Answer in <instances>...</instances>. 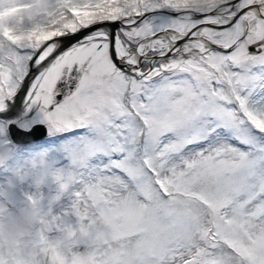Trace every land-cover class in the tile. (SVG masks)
<instances>
[{
	"label": "snow or ice",
	"instance_id": "1",
	"mask_svg": "<svg viewBox=\"0 0 264 264\" xmlns=\"http://www.w3.org/2000/svg\"><path fill=\"white\" fill-rule=\"evenodd\" d=\"M37 160L50 264H264V0H0V214Z\"/></svg>",
	"mask_w": 264,
	"mask_h": 264
},
{
	"label": "clouds",
	"instance_id": "2",
	"mask_svg": "<svg viewBox=\"0 0 264 264\" xmlns=\"http://www.w3.org/2000/svg\"><path fill=\"white\" fill-rule=\"evenodd\" d=\"M35 163L25 186L27 195L0 214V264H45V254L50 264L66 244V233L50 230L52 215L58 214L52 210L57 192L45 191L50 184L58 188L60 182L45 161ZM28 168H32L31 162Z\"/></svg>",
	"mask_w": 264,
	"mask_h": 264
},
{
	"label": "rangeland",
	"instance_id": "3",
	"mask_svg": "<svg viewBox=\"0 0 264 264\" xmlns=\"http://www.w3.org/2000/svg\"><path fill=\"white\" fill-rule=\"evenodd\" d=\"M45 191L48 193V194H52L56 191V187L55 185H48L45 189ZM67 196H61L60 200L59 201H56L54 204H53V213H56L58 211H60V208L65 204L67 203Z\"/></svg>",
	"mask_w": 264,
	"mask_h": 264
}]
</instances>
